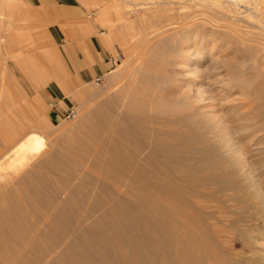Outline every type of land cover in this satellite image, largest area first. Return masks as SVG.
<instances>
[{"label":"rangeland","instance_id":"rangeland-1","mask_svg":"<svg viewBox=\"0 0 264 264\" xmlns=\"http://www.w3.org/2000/svg\"><path fill=\"white\" fill-rule=\"evenodd\" d=\"M76 34L109 56L99 85L76 70ZM49 79L65 87L64 97L52 95ZM182 90L202 114L218 115V103L228 112L245 94L264 92V0H43L38 6L0 0V264H66L103 241H121L130 220L150 213L147 199L141 211L123 208L135 200L134 184L116 181L95 153L85 152L82 125L108 105L147 147L126 150L136 166H150L153 152L159 160L179 161L197 145L192 134L155 143L152 119L178 118L171 101ZM54 98L63 108L52 105ZM67 108L77 110L75 120L64 119ZM30 132L40 135L42 151L18 160L12 149ZM11 162L15 168L6 170ZM150 221L148 215L138 224L151 229ZM242 242L236 240L235 250L264 258L263 238L246 248Z\"/></svg>","mask_w":264,"mask_h":264},{"label":"bare ground","instance_id":"bare-ground-1","mask_svg":"<svg viewBox=\"0 0 264 264\" xmlns=\"http://www.w3.org/2000/svg\"><path fill=\"white\" fill-rule=\"evenodd\" d=\"M181 94L179 100L171 101V110H178L181 114L178 118L155 115L152 119L155 143L176 135L186 140L187 130L188 135L192 134L190 141L197 145L179 161L165 160L167 157L164 161L159 160L153 152L149 156L150 166H136L134 158L126 156V150L147 147L135 140L133 132L125 124L128 119L110 114L108 105L92 112L90 123L82 125L84 138H80V144L84 145L85 152L95 153V162L108 168L116 181L134 184L132 193L135 200L123 208L141 211L142 202L147 199L148 203H145L150 213H144L140 221L130 220L126 228L121 227L125 234L124 231L120 233L124 234L123 238L114 246L103 241L101 248L91 249L88 254L76 252L79 258L76 256L78 259L66 264H109L115 255L116 264H264V258L258 254L253 258L249 254L247 256L248 251L243 252L244 249L242 252L235 250L237 239L249 246L259 238L264 239V147L260 146L264 143V92L260 95L245 94L239 105L232 106L233 109L229 106L228 112L225 105L218 103L222 115L217 111L202 114L199 106L188 101L187 92L182 90ZM36 132L28 133L13 147L14 154L18 156L16 159L30 160L40 152L43 140ZM8 167L15 168L14 163L6 164L5 169ZM123 199L126 202L132 200L126 196ZM227 201L236 203L237 211L228 208ZM43 213L41 216H45L46 212ZM148 215L151 229L138 224ZM83 224L87 227L95 225ZM256 231L258 235L254 234ZM107 239L110 240L109 237ZM3 241L0 237V243ZM38 242L37 239L34 244Z\"/></svg>","mask_w":264,"mask_h":264},{"label":"crops","instance_id":"crops-1","mask_svg":"<svg viewBox=\"0 0 264 264\" xmlns=\"http://www.w3.org/2000/svg\"><path fill=\"white\" fill-rule=\"evenodd\" d=\"M37 2V6L39 2L43 3V0H35ZM58 5H60L61 0H55ZM50 34L53 38L59 36L58 30L51 29ZM74 46L76 48V57L74 59L76 70L81 77L82 80L85 81H95L96 78L102 77V75L109 69V65L111 61L108 59L109 56L106 53H102V51L97 50V48L91 45L89 39L85 38L81 34H76V38L74 39ZM97 47V46H96ZM47 84L51 90V93L54 97L61 95L65 96V87L56 83L53 79L47 80ZM57 107L60 106V100H56L54 98V105ZM58 110V108H56ZM60 110V109H59Z\"/></svg>","mask_w":264,"mask_h":264},{"label":"built area","instance_id":"built-area-1","mask_svg":"<svg viewBox=\"0 0 264 264\" xmlns=\"http://www.w3.org/2000/svg\"><path fill=\"white\" fill-rule=\"evenodd\" d=\"M101 81V77H98L95 79V84L99 85ZM52 105H54V103H52ZM78 116V112L75 108H67L64 113H63V117L64 119H69V120H75Z\"/></svg>","mask_w":264,"mask_h":264}]
</instances>
